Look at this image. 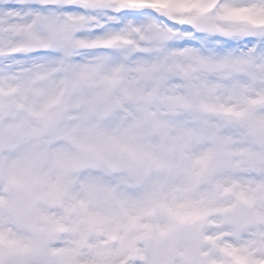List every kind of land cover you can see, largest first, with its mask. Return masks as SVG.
<instances>
[{"label":"clouds","instance_id":"1","mask_svg":"<svg viewBox=\"0 0 264 264\" xmlns=\"http://www.w3.org/2000/svg\"><path fill=\"white\" fill-rule=\"evenodd\" d=\"M113 67L106 65L94 81L70 91L52 135L20 134L12 117L0 116V231L34 244L58 222L64 225L49 245L62 250L59 258L35 247H5V264H92L98 253L119 247V241L108 239L110 229L136 214L157 187L178 202L208 206L207 234L223 225L217 208H235L236 216L248 221L264 212V193L249 207L234 193L216 188L217 182L235 181L237 190L264 184V105L254 110L248 127L226 123L203 111L198 100L191 102L197 90L182 74L157 86L129 72L113 86L105 79ZM203 78L221 79L217 73ZM236 78L247 79L244 74ZM206 154L214 168L211 179L199 163ZM109 189L114 196L107 194ZM81 200L86 209L79 207ZM166 219V212L156 209L144 222L163 224ZM144 232L130 233L139 249L131 264H199L209 251L205 243L193 252L187 229L165 236L155 228L149 236ZM240 239H264V223L250 222Z\"/></svg>","mask_w":264,"mask_h":264},{"label":"snow or ice","instance_id":"2","mask_svg":"<svg viewBox=\"0 0 264 264\" xmlns=\"http://www.w3.org/2000/svg\"><path fill=\"white\" fill-rule=\"evenodd\" d=\"M106 65H114L105 77L113 86L129 72L157 86L182 74L197 90L191 102L198 100L203 111L226 123L248 127L254 110L264 105V0H0V116L12 117L18 133L46 137L58 131L70 91L94 81ZM205 73L221 79L209 81ZM240 74L247 79H237ZM210 161L209 154L199 161L208 179L214 174ZM216 188L249 207L264 193V184L237 190L235 181L217 182ZM78 203L87 208L85 201ZM156 209L166 212V221L145 223ZM209 210L154 188L136 214L110 229L108 239L119 247L98 253L92 264H131L139 249L130 233L144 229L149 236L153 228L161 236L189 230L193 252L206 243L209 251L199 264H264V239H240L250 222L264 223V212L248 221L238 218L235 208H217L223 225L207 234ZM63 228L58 222L34 244L0 231V264L5 247H35L59 258L62 250L49 245Z\"/></svg>","mask_w":264,"mask_h":264},{"label":"rangeland","instance_id":"3","mask_svg":"<svg viewBox=\"0 0 264 264\" xmlns=\"http://www.w3.org/2000/svg\"><path fill=\"white\" fill-rule=\"evenodd\" d=\"M5 6H7V5H5Z\"/></svg>","mask_w":264,"mask_h":264}]
</instances>
